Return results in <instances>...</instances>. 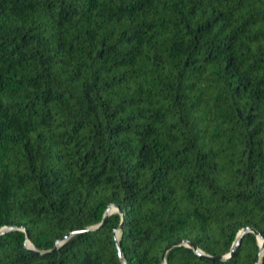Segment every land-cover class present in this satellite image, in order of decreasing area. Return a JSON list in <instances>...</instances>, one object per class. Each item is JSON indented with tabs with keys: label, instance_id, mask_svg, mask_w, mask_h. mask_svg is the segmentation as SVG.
<instances>
[{
	"label": "trees",
	"instance_id": "1",
	"mask_svg": "<svg viewBox=\"0 0 264 264\" xmlns=\"http://www.w3.org/2000/svg\"><path fill=\"white\" fill-rule=\"evenodd\" d=\"M175 241L264 264V0H0V264Z\"/></svg>",
	"mask_w": 264,
	"mask_h": 264
},
{
	"label": "water",
	"instance_id": "2",
	"mask_svg": "<svg viewBox=\"0 0 264 264\" xmlns=\"http://www.w3.org/2000/svg\"><path fill=\"white\" fill-rule=\"evenodd\" d=\"M116 210L121 214V217H122V219H123V214L121 213V210L119 209V207H117V206H115V205H112L110 208H108V209L106 210V213H105V215H104L103 221H102L99 225H101V224L105 221L106 216H107L109 213H112V212H114V211H116ZM121 228H122V224H120V226H119V230L116 231V233H115V237H116V244H117V249H118V255H119V257L122 259L121 250H120V247H119V241H120V229H121ZM241 233H242V232H241ZM241 233H239V235H241ZM25 235H26V237L28 236L27 231H25ZM239 237H240V236H239ZM238 241H239V240H238ZM238 241H237V242H238ZM259 244H260L261 247H263V241H262L261 239L259 240ZM180 245L192 246V247L194 248V250L198 251V249H197L196 247H194L192 244H190V243H188V242H186V241H175V242H173L172 244H169V245L165 248V252H164L163 255H162V261H163V264H165V253H166V251H167L168 249H170L171 247H173V246H180ZM229 255H231V253H230Z\"/></svg>",
	"mask_w": 264,
	"mask_h": 264
}]
</instances>
